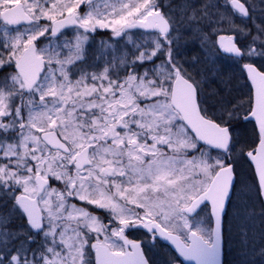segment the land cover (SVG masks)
<instances>
[{"label":"snow or ice","instance_id":"snow-or-ice-1","mask_svg":"<svg viewBox=\"0 0 264 264\" xmlns=\"http://www.w3.org/2000/svg\"><path fill=\"white\" fill-rule=\"evenodd\" d=\"M0 24V264H155L161 238L225 264L241 160L264 197V0H0ZM221 53L246 98L204 92Z\"/></svg>","mask_w":264,"mask_h":264},{"label":"rangeland","instance_id":"rangeland-1","mask_svg":"<svg viewBox=\"0 0 264 264\" xmlns=\"http://www.w3.org/2000/svg\"><path fill=\"white\" fill-rule=\"evenodd\" d=\"M167 2V0H165ZM239 23V21H237ZM2 24H0V29H2ZM106 30H98V34L89 35V38L86 42V45H90L91 49H99L101 45L106 47L114 48L116 46L115 37H112L110 31L103 35V32ZM72 32H67L68 35L64 39H72ZM100 38V39H99ZM105 38L112 39L110 42L105 41ZM115 39V40H114ZM195 53H188L189 56ZM228 64L230 61L222 56V53L216 58V63L214 65L213 75L215 76V85L213 81L208 83L212 85L210 89L211 94L213 92H220L223 96L236 97L237 99L246 98L247 86L243 79L241 78V68L240 66L235 69L229 68ZM211 67V65H209ZM203 67V65L197 66ZM231 78V79H230ZM233 79V80H232ZM208 85V86H209ZM205 92V91H204ZM207 93V92H205ZM243 129V139L247 140L251 137L252 126H242ZM237 172L239 179L247 184L245 191L247 196L245 197V202L248 206L251 218L244 220L238 217L237 207L238 201L234 196L231 203H229L228 210L225 217V249L227 252V262L228 264H264V257H262L259 251L253 253L251 248L259 249L261 245H264V215H261L264 212V209L261 205V202L258 197L256 188L253 185V175L248 164L241 160L237 166ZM207 212H202L199 218H205ZM246 224L249 232L250 240L252 241L251 245L247 248L241 245V238L239 235L240 225ZM152 259L155 264H174L173 255L171 252L164 246H157L153 248L151 253Z\"/></svg>","mask_w":264,"mask_h":264},{"label":"flooded vegetation","instance_id":"flooded-vegetation-1","mask_svg":"<svg viewBox=\"0 0 264 264\" xmlns=\"http://www.w3.org/2000/svg\"><path fill=\"white\" fill-rule=\"evenodd\" d=\"M71 30H72V29L69 28V29H66L65 31H66V32H70ZM97 33H98V30H97L95 33H92V35H95V34H97ZM99 39H100V38H99ZM115 39H118V38H115ZM115 39H114V40H115ZM104 40H105V41L107 40V41L110 42L112 39H110V38H105ZM222 56L230 61V64H228V65H229V66H228L229 68H231V69H235L236 67L240 66L239 63L235 62L233 59H231V58H230L229 56H227L226 54H223V53H222ZM230 79H231V78H230ZM232 80H233V79H232ZM243 81L245 82V80H243ZM211 82H212V80L209 79L208 82H206V83L203 85V89H204V91L207 92V93H208V92L210 93V89L212 88V85H209V84H208V83L211 84ZM213 84H214V86L216 87L215 82H213ZM245 84H246V82H245ZM208 85H209V86H208ZM247 89H248V87H247ZM247 92H248V90H247ZM251 126H252V125H251ZM258 197H259V200H260V202H261V205H262V207H263V209H264V203H263L262 197H261L259 194H258ZM90 211H93L95 215L101 217L102 219H105V212H104L103 210L94 209V208H91V207H90ZM224 234H225V230H224ZM129 236H130V238H137L138 234H137V235H133L132 233H129ZM225 237H226V235H225ZM225 239H226V238H225ZM160 245H161V246H164L165 248H167V249L171 252V254L173 255V261H174V264H176L177 262L180 261V259H179V257L177 256V254L171 249V247H170L167 243H165L164 241L160 240ZM174 253H175V254H174ZM225 258H226V249L224 248V260H225Z\"/></svg>","mask_w":264,"mask_h":264},{"label":"water","instance_id":"water-1","mask_svg":"<svg viewBox=\"0 0 264 264\" xmlns=\"http://www.w3.org/2000/svg\"><path fill=\"white\" fill-rule=\"evenodd\" d=\"M262 200H263V203H264V197H262ZM227 208H228V205H227ZM224 220H225V216H224ZM224 220H223V259H224ZM161 240L164 241L162 238H161ZM164 242H166L172 248V250H174V246L171 245L170 242H168V241H164ZM176 254L178 255V253H176ZM179 258H180V261L178 263H176V264H184L183 258L182 257H179Z\"/></svg>","mask_w":264,"mask_h":264},{"label":"trees","instance_id":"trees-1","mask_svg":"<svg viewBox=\"0 0 264 264\" xmlns=\"http://www.w3.org/2000/svg\"><path fill=\"white\" fill-rule=\"evenodd\" d=\"M105 33H108V31H104V32H103V35L106 36ZM97 34H98V33H97ZM97 34H95V36H96ZM250 170H251V172H252V169H251V168H250ZM252 175H253V172H252ZM225 241H226V239H225ZM174 254H175V253H174ZM224 262H225V264H228V262H227V252H226V258H225Z\"/></svg>","mask_w":264,"mask_h":264}]
</instances>
